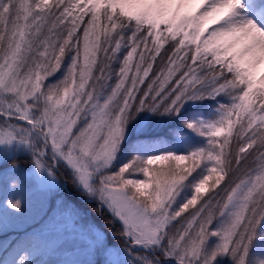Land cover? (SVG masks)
<instances>
[{
    "label": "snow or ice",
    "instance_id": "snow-or-ice-1",
    "mask_svg": "<svg viewBox=\"0 0 264 264\" xmlns=\"http://www.w3.org/2000/svg\"><path fill=\"white\" fill-rule=\"evenodd\" d=\"M244 7V0H0V146H24L49 178L47 193L59 190L47 161L64 162L76 187L123 225L113 237L123 239L116 250L82 227L92 240L84 264L98 257L121 264V252L127 264H248L264 223V26L243 16ZM210 25L216 27L208 31ZM122 48L117 82L105 96L101 81L110 65L97 68L98 57L110 62ZM66 52L65 74L45 84ZM205 100L216 101L213 118L184 121L203 147L179 153L156 149L163 137L138 140L132 149L153 154L134 153L119 164L128 126L141 113L175 118L186 104ZM225 179L219 200L209 197L179 219ZM215 205L221 219L213 229ZM6 208L22 213V198H9ZM71 211L65 205L53 212L45 230L57 234ZM3 215L11 213L0 214V231ZM14 252L2 264H34L29 248Z\"/></svg>",
    "mask_w": 264,
    "mask_h": 264
},
{
    "label": "rangeland",
    "instance_id": "rangeland-1",
    "mask_svg": "<svg viewBox=\"0 0 264 264\" xmlns=\"http://www.w3.org/2000/svg\"><path fill=\"white\" fill-rule=\"evenodd\" d=\"M244 5L245 7L241 9L243 16L249 19H257L258 24H260L258 21L260 18L264 20V16L260 15V9L264 7V0H244ZM196 7H199V4L193 5V8ZM88 18L87 16L85 17L86 20ZM82 27L77 35H82ZM213 27H216V25H210L208 31H211ZM125 53L126 49L122 48L118 57L110 62H106L103 59L102 53L98 57L97 68L105 66L106 63L110 65L105 69V76L109 78L101 81L104 84L103 94L105 96L117 82L118 71ZM69 63L70 54L66 52L60 70L50 76L45 81V84L59 80L65 74ZM94 75H99V72L96 71ZM91 83L95 82L90 81ZM97 91H101L99 85H97ZM217 99L224 100L225 98L218 97ZM215 105L216 101L211 100L188 103L182 110L181 115L175 118L157 117L151 113H141L128 126V135L119 157V164L126 163L134 153L141 156L153 154L151 151L132 149L131 146L138 140L151 141L163 137L164 142L156 145V149L180 153L203 147L205 145L203 138L185 128L184 124L174 120L182 118L187 120L211 119L214 116ZM82 126L83 120L81 119L78 121L77 128ZM77 128H74V132ZM173 132L180 135H173ZM4 153H8L9 156L7 159H0V214L11 213V215H3L7 226L3 231H0V264H2L4 259H10L15 254L14 249L17 247L29 248L33 253L32 258L35 259L34 264H84L85 261L91 259L87 254L86 245L90 244L92 240L90 236L82 232V227L88 226L106 237L107 245L111 250L123 247L122 238H113L114 235L121 231L122 222L115 218L108 208L102 206L97 199L88 197L76 187L72 171L65 166L64 162L57 163L51 159L47 161V164L53 168L59 183L58 191L47 193L46 186L49 178L46 173L40 174L33 167L31 156L24 146L17 144H13L10 147L0 146V154ZM48 156L49 158L51 157L50 149ZM14 162L18 166L13 167ZM154 167H159V165ZM198 172L199 169L184 183L188 184L189 181L193 180V177H196ZM26 173H30V175H26ZM13 181L19 184L18 188L10 187ZM227 184V180L226 182L223 181L214 191L210 190L208 193L201 194V199L197 205L190 208L188 212L183 213L179 219L183 220L189 213L194 212L209 197L214 196L219 200L224 195L221 190ZM216 193L220 195L216 196ZM9 198H22V213L16 214L11 209L6 208V202ZM182 200L183 195L178 198L177 204L182 202ZM65 205L73 211L67 214L59 232L52 234L46 231L45 225L50 220L52 213L60 211ZM176 206L173 205L174 208ZM214 211L216 215L211 226L213 229H215L221 219L218 215L219 205L214 206ZM176 226L179 227V223ZM99 233H96V235H99ZM61 243L65 246L64 250H57L58 245ZM216 243V238H212L208 242V247L211 248ZM119 258L121 264H127L130 259L123 252L120 253ZM97 259L98 264H100L102 257ZM113 259L115 260L116 258L114 257ZM257 259L264 260V223H261L257 228L256 238L253 239L249 250L248 264H256ZM217 264H232V261L228 258L218 259Z\"/></svg>",
    "mask_w": 264,
    "mask_h": 264
},
{
    "label": "trees",
    "instance_id": "trees-1",
    "mask_svg": "<svg viewBox=\"0 0 264 264\" xmlns=\"http://www.w3.org/2000/svg\"><path fill=\"white\" fill-rule=\"evenodd\" d=\"M103 11H104V9H101V15L103 14ZM165 47H167V45L165 46ZM162 55H163V53H162ZM99 59V58H98ZM103 59H104V57H103ZM161 66V59H160V57H158L157 58V61L155 62V64H154V67H153V72L155 73V71L159 68ZM189 120V119H188ZM186 118H182V119H179V120H174V121H177L178 123H180V124H184V121H188ZM180 153V152H179ZM226 180H227V182H228V184H229V179H225V182H226Z\"/></svg>",
    "mask_w": 264,
    "mask_h": 264
},
{
    "label": "clouds",
    "instance_id": "clouds-1",
    "mask_svg": "<svg viewBox=\"0 0 264 264\" xmlns=\"http://www.w3.org/2000/svg\"><path fill=\"white\" fill-rule=\"evenodd\" d=\"M13 166H18L16 163L13 164ZM17 182L13 181L11 184H10V187L13 186V184H15ZM7 203V202H6ZM256 264H264V260H260V259H257V262Z\"/></svg>",
    "mask_w": 264,
    "mask_h": 264
},
{
    "label": "bare ground",
    "instance_id": "bare-ground-1",
    "mask_svg": "<svg viewBox=\"0 0 264 264\" xmlns=\"http://www.w3.org/2000/svg\"><path fill=\"white\" fill-rule=\"evenodd\" d=\"M255 20H257V19H255ZM258 21H259V23H260L262 26H264V20H263V19L260 18ZM256 22H257V21H256Z\"/></svg>",
    "mask_w": 264,
    "mask_h": 264
}]
</instances>
